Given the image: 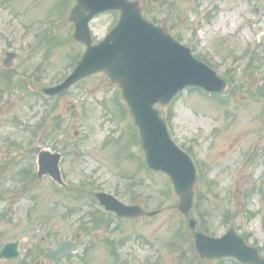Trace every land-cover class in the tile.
I'll return each instance as SVG.
<instances>
[{
    "label": "rangeland",
    "instance_id": "374dc122",
    "mask_svg": "<svg viewBox=\"0 0 264 264\" xmlns=\"http://www.w3.org/2000/svg\"><path fill=\"white\" fill-rule=\"evenodd\" d=\"M139 2L147 19L210 61L229 82L217 96L187 88L171 103L158 105L171 137L197 165L191 216L214 236L234 228L264 254V0ZM73 4L0 0V173L30 166L33 150L23 146L37 144L28 141L42 117L47 125L39 130L41 142L74 148L61 164L67 186L43 177L27 182L24 192L21 178L12 174L4 181L0 175V193L6 191L0 197V247L20 240L19 257L0 264H239L229 257H198L171 181L146 166L120 89L105 73L92 74L47 102L38 95L44 85L62 80L84 49L72 37L68 16ZM117 17L114 11L95 16L90 22L94 40ZM6 51L18 53L8 69L2 65ZM9 69L15 72L13 80L4 75ZM56 125L61 131L52 134ZM80 184L90 189L84 204L105 190L160 211L123 218L115 229L113 224L95 233L94 228L79 230L84 215L81 220L96 228L86 215L92 208L75 199ZM77 232L81 243L69 257L41 255V249L50 250ZM105 236L118 239L117 244L124 238L120 257L104 246Z\"/></svg>",
    "mask_w": 264,
    "mask_h": 264
},
{
    "label": "water",
    "instance_id": "95a60500",
    "mask_svg": "<svg viewBox=\"0 0 264 264\" xmlns=\"http://www.w3.org/2000/svg\"><path fill=\"white\" fill-rule=\"evenodd\" d=\"M116 9L120 18L115 27L98 44L91 43L87 22L95 14ZM70 19L76 25L75 38L84 42L86 51L74 71L51 93L69 87L77 79L103 70L110 82L122 89V96L130 107L135 124L139 127L148 165L166 171L172 178L180 197L179 210L189 214L193 200L195 168L184 153L169 137L164 121L154 103L168 102L186 85H199L208 91H224L226 81L202 61L195 59L188 47L175 41L157 26L143 19L137 1L129 0H77ZM56 155L40 153V172H49L59 182ZM107 209L121 215H140L145 211L138 205L125 206L104 193L97 194ZM158 211H151L153 215ZM189 226L195 233L196 252L201 257L235 256L241 262L264 264L253 247L247 246L233 229L221 237H210ZM16 242H7L0 251V258L17 256ZM75 245L67 241L52 254L68 250Z\"/></svg>",
    "mask_w": 264,
    "mask_h": 264
},
{
    "label": "flooded vegetation",
    "instance_id": "af4514ba",
    "mask_svg": "<svg viewBox=\"0 0 264 264\" xmlns=\"http://www.w3.org/2000/svg\"><path fill=\"white\" fill-rule=\"evenodd\" d=\"M6 52H7V51H6ZM6 52H5V53H6ZM4 59H5V54H4V57H3V59H2V65H3V67H6V68H4V69H8L9 67L7 68V66H4V64H3ZM12 64H13V63H12ZM12 64H11V65H12ZM5 74H7V77L11 76V80H13V78H14V76H15V72H14V71H11V69H9V71L5 72L4 75H5ZM8 82H9V81H8ZM9 83H10V82H9ZM4 94H5V92H4ZM2 99H3V98H2ZM2 99H1V97H0V102L2 101Z\"/></svg>",
    "mask_w": 264,
    "mask_h": 264
},
{
    "label": "trees",
    "instance_id": "16d2710c",
    "mask_svg": "<svg viewBox=\"0 0 264 264\" xmlns=\"http://www.w3.org/2000/svg\"><path fill=\"white\" fill-rule=\"evenodd\" d=\"M202 231L208 232V229H204L203 227H201Z\"/></svg>",
    "mask_w": 264,
    "mask_h": 264
}]
</instances>
